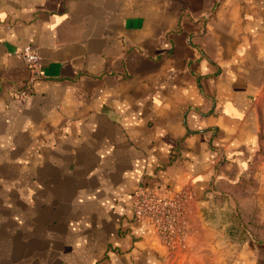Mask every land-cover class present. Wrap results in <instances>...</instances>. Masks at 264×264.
Returning <instances> with one entry per match:
<instances>
[{"label": "crops", "instance_id": "1", "mask_svg": "<svg viewBox=\"0 0 264 264\" xmlns=\"http://www.w3.org/2000/svg\"><path fill=\"white\" fill-rule=\"evenodd\" d=\"M263 91L264 0H0V264H169L213 231ZM139 185L188 197L181 246L135 220Z\"/></svg>", "mask_w": 264, "mask_h": 264}, {"label": "rangeland", "instance_id": "2", "mask_svg": "<svg viewBox=\"0 0 264 264\" xmlns=\"http://www.w3.org/2000/svg\"><path fill=\"white\" fill-rule=\"evenodd\" d=\"M254 110L256 133L248 166L240 180L219 187L223 198L219 196L216 214L206 221L213 231L203 229L188 251L180 248L171 255L169 264H228L231 246L235 249L245 239L264 244V91Z\"/></svg>", "mask_w": 264, "mask_h": 264}, {"label": "built area", "instance_id": "3", "mask_svg": "<svg viewBox=\"0 0 264 264\" xmlns=\"http://www.w3.org/2000/svg\"><path fill=\"white\" fill-rule=\"evenodd\" d=\"M16 56L35 76L41 74L36 50L27 46ZM24 93V91H20V94ZM187 198L181 193L173 198H163L153 189L139 185L131 198L133 216L137 221H148L153 232L163 244L174 249L176 245L181 246L184 239Z\"/></svg>", "mask_w": 264, "mask_h": 264}]
</instances>
